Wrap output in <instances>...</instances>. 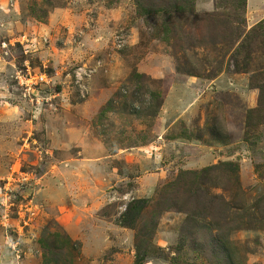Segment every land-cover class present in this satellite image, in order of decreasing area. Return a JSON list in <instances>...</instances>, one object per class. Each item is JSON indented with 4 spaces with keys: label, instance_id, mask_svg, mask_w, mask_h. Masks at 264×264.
<instances>
[{
    "label": "rangeland",
    "instance_id": "1",
    "mask_svg": "<svg viewBox=\"0 0 264 264\" xmlns=\"http://www.w3.org/2000/svg\"><path fill=\"white\" fill-rule=\"evenodd\" d=\"M138 1L0 0V264H264L263 1Z\"/></svg>",
    "mask_w": 264,
    "mask_h": 264
},
{
    "label": "trees",
    "instance_id": "2",
    "mask_svg": "<svg viewBox=\"0 0 264 264\" xmlns=\"http://www.w3.org/2000/svg\"><path fill=\"white\" fill-rule=\"evenodd\" d=\"M174 4H177L174 2ZM137 5L139 8L143 9L141 12L150 14L151 12L155 11V12H169L171 11V7H158L155 10L154 9H148V7L142 5V3L140 1L137 0ZM175 6V5H172ZM177 9H181L183 10V6H177ZM252 52V51H251ZM251 56L252 53L249 54L248 57V61L246 60V62L244 63V69H242L243 72H250V64H251ZM260 90V95H261V102H264V87L262 85L257 86ZM225 167L224 170H221L222 167ZM239 170V167L236 163L234 162H221L219 165H213V166H209V167H205L202 170H198V171H185L183 173V175H192L194 177V180L196 182V184H199V188H203V186L205 185V183L210 184L212 187H217L219 186V182L218 180L220 179V172L221 171H230L233 180H239V172H237ZM235 171V172H234ZM234 174L236 175V177L234 176ZM197 188V191H199L200 189ZM228 191V189H225ZM213 197H218L217 195L213 194ZM264 200V199H263ZM148 201L146 199H133L132 201H130V203L128 204L127 209L123 212V217L121 220V225L126 226V227H130V228H134L135 227V222L140 214V212L142 211V209L144 208V204L147 203ZM258 205V204H257ZM255 206L254 209L258 208V206ZM236 208V207H235ZM237 209H239L237 207ZM215 238V237H214ZM138 246V245H137ZM139 249V247H137V250ZM138 258V263H141L142 258L141 256H137Z\"/></svg>",
    "mask_w": 264,
    "mask_h": 264
},
{
    "label": "crops",
    "instance_id": "3",
    "mask_svg": "<svg viewBox=\"0 0 264 264\" xmlns=\"http://www.w3.org/2000/svg\"><path fill=\"white\" fill-rule=\"evenodd\" d=\"M250 1L251 0H247V2L249 3L248 4V6H249V9H250V7H251V3H250ZM263 1V4H264V0H262ZM262 9H263V11H264V6L263 7H261ZM262 11V12H263ZM255 13V12H252V11H250V13L248 12V16H250V15H252V19H253V24H256V23H258V22H260L261 20H263L264 19V12L263 13ZM251 17V16H250ZM249 18V17H248ZM250 21H251V19L249 18V20H248V22L250 23ZM175 87H176V85H175ZM174 88V87H173ZM172 89V88H171Z\"/></svg>",
    "mask_w": 264,
    "mask_h": 264
}]
</instances>
